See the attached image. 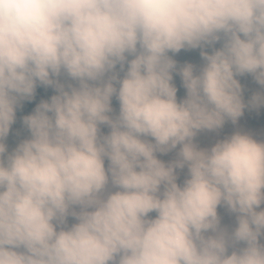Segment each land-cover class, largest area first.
Wrapping results in <instances>:
<instances>
[{"label":"clouds","instance_id":"clouds-1","mask_svg":"<svg viewBox=\"0 0 264 264\" xmlns=\"http://www.w3.org/2000/svg\"><path fill=\"white\" fill-rule=\"evenodd\" d=\"M260 108L264 0H0V264H264Z\"/></svg>","mask_w":264,"mask_h":264},{"label":"trees","instance_id":"trees-1","mask_svg":"<svg viewBox=\"0 0 264 264\" xmlns=\"http://www.w3.org/2000/svg\"><path fill=\"white\" fill-rule=\"evenodd\" d=\"M216 46L219 47V44H217ZM208 50L210 51V49ZM174 58L177 59L178 63L180 64L185 62H190L193 63L194 65L199 66L200 63L202 62L199 49L187 50V51L182 50L181 53L174 56ZM238 79L241 80L242 86L244 88V95L246 100L250 98V96L254 92L261 90L260 86L250 81L246 76L238 77ZM173 82L177 86L178 89L177 95H178V99H180L185 93V90L182 86V81L178 75L174 74ZM53 94H54V90L51 88L38 87L35 99L32 102H24L23 107L21 109H18L16 123L12 126L9 136L6 139V144L8 145L9 150L14 148L21 140L27 138L29 135L27 129L23 126L22 117L24 115L30 114L32 110L35 108L36 104L40 102V100L48 99ZM113 107L118 112L119 105L115 99H113ZM252 110L253 109L251 110L246 109L245 111H252ZM261 124H264V116L251 117L246 123L245 128L247 130H255ZM102 131L107 132L108 129L105 127L102 128ZM217 132L224 134L225 136L231 135L233 133V132H226L224 129H220ZM206 147H210V146H206ZM150 216H155V213H151Z\"/></svg>","mask_w":264,"mask_h":264},{"label":"rangeland","instance_id":"rangeland-1","mask_svg":"<svg viewBox=\"0 0 264 264\" xmlns=\"http://www.w3.org/2000/svg\"><path fill=\"white\" fill-rule=\"evenodd\" d=\"M202 64V63H201ZM248 79L252 82L255 83L254 79L250 75H246ZM256 84V83H255ZM258 85V84H256ZM264 113V108L260 109H253L252 111H245L244 115L238 120L237 124L233 125L230 121L226 122L224 126V130L226 132H234L237 130L244 131L250 133L255 139L257 140H264V125H261L257 127L253 131H247L245 130V125L248 122V120L251 117L255 116H262ZM225 137L224 134H221L217 131L209 132V131H204L198 134L196 138V142L201 146V147H206V146H211L214 144L218 139H223ZM175 152L169 153L166 156H162L161 158L164 160H170L174 158ZM107 166V161L105 162ZM179 171V177H178V182L182 183L183 179L185 178L186 175V169L183 171ZM264 207V205H262ZM218 213L222 217V226L232 228L235 225V217L234 214L229 213L225 208L220 207L218 208ZM74 220L72 217H69V224L73 223Z\"/></svg>","mask_w":264,"mask_h":264}]
</instances>
